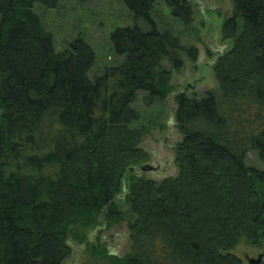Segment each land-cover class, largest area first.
Wrapping results in <instances>:
<instances>
[{"label":"trees","instance_id":"1","mask_svg":"<svg viewBox=\"0 0 264 264\" xmlns=\"http://www.w3.org/2000/svg\"><path fill=\"white\" fill-rule=\"evenodd\" d=\"M120 1L133 20L111 34L122 60L91 79L85 38L57 51L35 10L59 0H0V264H64L71 238L124 219L116 195L128 172L130 248L125 258L103 250L110 264H244L232 253L240 240H264V0H232L218 92L176 95L178 174L159 180L132 170L149 160L151 128L135 104L141 93L145 106L165 100L164 62L179 71L180 55L195 62L199 51L161 26L157 0ZM164 1L192 27L189 0Z\"/></svg>","mask_w":264,"mask_h":264},{"label":"rangeland","instance_id":"2","mask_svg":"<svg viewBox=\"0 0 264 264\" xmlns=\"http://www.w3.org/2000/svg\"><path fill=\"white\" fill-rule=\"evenodd\" d=\"M193 5L194 22L191 28H186L181 20L174 18L164 0H157L154 16L162 27L171 29L184 46H194L199 51L198 60L192 62L185 54H181L182 69L177 71L169 61L164 66L172 71L171 94L152 106L142 103L140 94L135 107L140 111L142 124L151 126L143 137L141 146L148 152L149 160L139 164H160L163 168L170 167L171 177L178 174L175 164V151L182 135L177 128L175 118L176 95L185 93L188 96H202L206 92H218L219 85L214 74V64L220 51L232 47V40L222 36V26L226 18L233 14L232 0H189ZM45 27L53 33L57 51L66 48L75 37L82 35L96 54V65L90 72L94 79L105 68L122 60L114 51L111 34L120 27L133 24L132 13L120 0H59L57 9L37 6ZM247 163L256 168H262L255 151L247 155ZM145 177L157 179L153 173H145ZM133 173L128 172L124 178L123 189L116 195L119 210L124 213V219L116 223L104 222L93 229L85 231L86 241L81 243L75 238L70 239L71 256L64 264H110L109 257L125 258L129 253L131 230L129 227V205L127 203L128 186ZM101 217V216H100ZM103 218V215H102ZM104 220V219H103ZM106 221V219L104 220ZM89 242V243H88ZM106 250V255H102ZM249 264L246 257L258 258L264 254V240L261 245H253L246 239H241L232 251ZM264 264V257L263 263Z\"/></svg>","mask_w":264,"mask_h":264},{"label":"water","instance_id":"3","mask_svg":"<svg viewBox=\"0 0 264 264\" xmlns=\"http://www.w3.org/2000/svg\"><path fill=\"white\" fill-rule=\"evenodd\" d=\"M223 50H221L220 53H222ZM132 170L134 172H138L139 174H143V173H153L158 178L168 177L170 175V172H171L170 167L163 168L160 164L154 165L152 163H147V164L141 166L139 168V170H137V168H132ZM263 257H264V254H260L258 256V258H249V257H246V260L248 261L249 264H262L263 263Z\"/></svg>","mask_w":264,"mask_h":264}]
</instances>
